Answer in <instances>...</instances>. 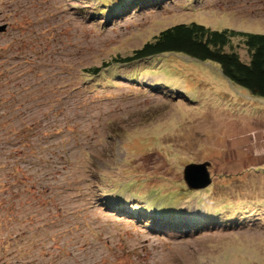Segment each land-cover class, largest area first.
<instances>
[{
	"label": "rangeland",
	"instance_id": "374dc122",
	"mask_svg": "<svg viewBox=\"0 0 264 264\" xmlns=\"http://www.w3.org/2000/svg\"><path fill=\"white\" fill-rule=\"evenodd\" d=\"M114 1L0 0V115L39 120L26 174L3 179L0 264H264V100L185 55L82 76L178 23L264 33V0L96 12ZM206 162L211 184L191 190L185 167Z\"/></svg>",
	"mask_w": 264,
	"mask_h": 264
},
{
	"label": "trees",
	"instance_id": "16d2710c",
	"mask_svg": "<svg viewBox=\"0 0 264 264\" xmlns=\"http://www.w3.org/2000/svg\"><path fill=\"white\" fill-rule=\"evenodd\" d=\"M129 1L135 2L129 3ZM153 1L116 0L113 3V8L110 6V8L100 9L96 12L99 14L103 11L108 12L109 15L107 17L112 18L111 14H119L121 11L129 13L130 9L134 8V5L148 4ZM102 4L107 5L106 2H102ZM234 39H239L241 44L245 46L249 55L248 60L242 59L240 54L234 50ZM226 48L229 49L227 50ZM167 54L185 55L201 63H216L223 77L230 84L247 91L253 97L264 100V33L237 31L228 28L216 30L198 22L178 23L165 28L153 40L145 42L142 47L134 50L131 55L125 57L119 55L113 58L111 62L103 63L102 66L84 68L82 76L84 78H93L91 84L98 85L101 84L102 75L111 71H118L119 64L127 66L148 58L157 60L156 57L160 58V56ZM2 55H5V52ZM114 66L116 68H113ZM151 68L152 71L160 68L165 69L162 66H158V63ZM167 70L169 71V68ZM172 70L177 71L176 69ZM129 77L130 80H134L136 75H129ZM105 82L108 83V81ZM76 89H78L77 86H72L71 92ZM13 120H15L14 117L10 118L0 115V191L4 187L3 179H7L5 178L6 176H8L7 180H11L18 178L21 174H26L19 168L18 164V162L23 163L22 157L25 154L21 157L19 151L24 146L25 137L22 136L29 132L25 129L36 127L39 122L37 118L32 119L30 122L25 121L24 127L19 131L10 129L9 125ZM183 183L181 182L180 185H183ZM24 184H27V181H24ZM184 188L186 193L192 192L186 186ZM140 220L145 226H152L153 229L157 227V223L150 218L148 213L139 216ZM161 227L167 229L169 226L165 224Z\"/></svg>",
	"mask_w": 264,
	"mask_h": 264
},
{
	"label": "water",
	"instance_id": "95a60500",
	"mask_svg": "<svg viewBox=\"0 0 264 264\" xmlns=\"http://www.w3.org/2000/svg\"><path fill=\"white\" fill-rule=\"evenodd\" d=\"M4 29L5 27L0 28V30H4ZM207 166H209L208 162L203 163V164L192 163L185 167L184 178L186 180L187 185L189 186L191 190L203 188L211 184V179L210 178L208 179V176H207L209 173L207 170ZM198 170L202 171V174L205 175V177H203V175L202 174L200 175L199 173H198L199 174L198 176L197 175L195 176V173Z\"/></svg>",
	"mask_w": 264,
	"mask_h": 264
}]
</instances>
